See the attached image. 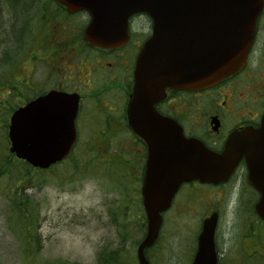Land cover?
I'll return each instance as SVG.
<instances>
[{
	"label": "water",
	"instance_id": "1",
	"mask_svg": "<svg viewBox=\"0 0 264 264\" xmlns=\"http://www.w3.org/2000/svg\"><path fill=\"white\" fill-rule=\"evenodd\" d=\"M55 1L69 12H86L90 22L84 38L103 49L127 41L131 16L144 14L152 22V35L136 58L126 109L129 126L147 144L141 187L146 233L136 250L138 263L149 264L144 252L156 242L162 214L183 183L225 182L241 161L249 185L259 194L254 211L264 222V114L257 129L231 134L223 150L214 153L186 139L154 109L167 88L203 90L244 67L264 0ZM76 114L77 97L55 92L18 108L9 119V152L33 168H49L73 146ZM217 219L213 213L202 221L191 264H217Z\"/></svg>",
	"mask_w": 264,
	"mask_h": 264
},
{
	"label": "flooded vegetation",
	"instance_id": "2",
	"mask_svg": "<svg viewBox=\"0 0 264 264\" xmlns=\"http://www.w3.org/2000/svg\"><path fill=\"white\" fill-rule=\"evenodd\" d=\"M89 22L86 12H69L55 0H0V50L3 26L9 29L15 51L21 53L0 85L2 95L14 97L15 108L53 92L76 96L75 141L67 158L74 156L73 149L77 148V161L85 165L90 160L87 149L94 148L96 159L90 163L98 168L104 163L110 166L112 178L129 177L138 186L142 207L140 189L147 144L129 126L126 109L134 85L136 58L152 35V22L142 14L130 17L127 41L113 49L87 43L84 31ZM164 95L154 105L156 114L178 126L186 139L197 140L214 153L223 150L231 134L258 128L264 113V11L257 20L254 42L242 69L210 88H167ZM123 147L130 151L125 152ZM198 186V182L181 185L168 210L189 207V196ZM205 187L225 195L224 206L234 216L246 213L258 200V194L247 183L243 163L227 182ZM232 222L238 250L233 259H227L228 263L264 261L263 251L246 248V242L264 244L260 239L264 224L256 218ZM215 244L217 264H222L224 253L220 254L218 239Z\"/></svg>",
	"mask_w": 264,
	"mask_h": 264
},
{
	"label": "rangeland",
	"instance_id": "3",
	"mask_svg": "<svg viewBox=\"0 0 264 264\" xmlns=\"http://www.w3.org/2000/svg\"><path fill=\"white\" fill-rule=\"evenodd\" d=\"M8 48L4 54L7 59L3 57L5 61H2L4 55L0 50V85L10 66L21 56L15 51L13 42ZM2 92L0 87V264H93L99 246L106 240L114 242L116 229L108 225L114 222L116 215L119 220L118 213L122 212L126 216L121 222L137 231L131 233L130 241L125 244L129 253L135 256L137 243L142 237L136 228L144 215L138 186L129 177L112 178L110 166L105 163L102 168L91 167L83 175L78 172L77 164L71 166L70 161L47 171L28 173V166L10 157L7 124L16 105L14 97H6ZM122 149L130 151L129 147ZM23 176H26L25 181L21 180ZM16 189L21 196L20 202L32 212L33 224L26 232L30 239H25L26 227L23 230V221L15 214ZM192 194L189 207L172 208L164 216L160 241L149 252L153 264H185L201 221L215 205L219 214L218 245L225 258L222 264L235 257L238 242L236 233L231 232L232 221L251 218L247 210V214L242 211L239 216H234L224 206L227 197L214 189L200 186ZM26 240L33 249L30 258L25 253ZM249 243L246 242V248L250 246V251L259 249L264 252V244Z\"/></svg>",
	"mask_w": 264,
	"mask_h": 264
},
{
	"label": "trees",
	"instance_id": "4",
	"mask_svg": "<svg viewBox=\"0 0 264 264\" xmlns=\"http://www.w3.org/2000/svg\"><path fill=\"white\" fill-rule=\"evenodd\" d=\"M2 19H3V16H2ZM9 43H11V34L9 33V29L2 26V55H4L8 51V49H9L8 44ZM0 49H1V47H0ZM3 57L5 59H7V56L4 55V56H2V61H5V59H3ZM8 106L11 107V105H9V104H8ZM13 109H14V107H13ZM87 151H88V156H89L90 160H88V162L85 165H83V163H78V161H77V158L79 155L78 149L74 148L73 149V155L74 156H69V158H67L66 160L62 161L61 163H59L55 166H58L62 163L64 164L66 161H70L71 166L77 164V166L79 168L78 172L83 175L91 167H93V166L97 167L95 164H93V165L90 164L91 160L96 159L95 158V156H96L95 149L94 148H88ZM10 157L13 158L12 155H10ZM18 162H21L23 165L28 166L26 163H24L22 161H18ZM28 168H29V169H27L28 173L33 170L29 166H28ZM37 171H47V170H37ZM25 178H26V176H23V178L21 180L25 181ZM17 191H18V189H16V191L14 193L15 199L13 201L15 214L19 215L18 219H21L23 221L22 222L23 223V230H24V226L26 227L25 232H24L25 239H30V237H28L26 235L27 234L26 232L28 231V226L31 227L33 224V218L31 217L32 212L30 211L31 210L30 207H27L20 202L19 198L21 196ZM247 212H248V214H253L251 208H249V210ZM125 216H126L125 212H122V214L118 213L119 220L116 218L117 217V215H116L115 218L113 219L114 222L112 224L108 225V227L116 229L115 238H114L115 240L112 243H110L109 241L106 240L103 242L102 245L99 246L98 250L96 251L95 260H94L93 264H138L137 259H136V255L135 256L131 255L129 253V250L125 246V244L128 241H130L131 233L137 232V231H134L135 227H130V226L128 227L127 223L121 222L123 219H125ZM253 216H254V214H253ZM120 218H121V220H120ZM142 218L143 219H142V222L140 223V226L138 228H136V230H138L139 234L142 236L141 239L138 241V243L143 239V237L145 235V222H144L145 220H144L143 215H142ZM160 236H159L158 241L155 243V245L151 249H148L146 251V258L151 264H153V260H152L151 256L149 255V252L158 244V242L160 241V238H161ZM195 245H196V242L194 239L193 245L191 244L189 247V251H188V254L186 257L185 264H190L192 256H193L194 251H195ZM25 253H26L28 258H30L31 257L30 255L33 254V249H31V243L27 240H26ZM231 259H233V258H231ZM224 260H225V258L223 259V261Z\"/></svg>",
	"mask_w": 264,
	"mask_h": 264
}]
</instances>
